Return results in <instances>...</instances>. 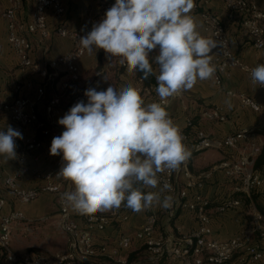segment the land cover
Instances as JSON below:
<instances>
[{
    "label": "built area",
    "instance_id": "2783aa9c",
    "mask_svg": "<svg viewBox=\"0 0 264 264\" xmlns=\"http://www.w3.org/2000/svg\"><path fill=\"white\" fill-rule=\"evenodd\" d=\"M101 2V20L106 11L115 3V0H96ZM226 10V18L229 22H238L250 38L253 49L257 52L264 50V10L255 2L250 0H221ZM22 0H8V7L1 13L2 18L7 23V42L18 57L20 67L35 73L46 81H50L55 74L50 70L63 67L66 73L65 79L60 83L59 90L62 94L74 88L79 79L78 61L84 56L79 44V39L85 36L88 31H70L59 26L55 33L62 38H67L71 42V50L42 66L34 62L31 58L32 44L27 34H38L44 40L50 36L47 22V11L51 10L53 16L59 19L65 13V7L61 0H35L31 20L27 27L18 22L17 12L20 9ZM195 8L192 13L197 12L202 20L203 29L211 37L222 41L223 47H218L214 51L213 63L217 66L214 75V82L217 86L222 84V76L226 75L230 69H240L248 74L250 78L251 67L247 66L237 57L230 48L229 38L225 24L218 16L202 8L200 2L195 0ZM25 29V30H24ZM26 32V33H24ZM139 81L143 83L141 79ZM110 86V85H109ZM109 86L96 88L97 91L106 90ZM113 86V85H112ZM259 86V85H258ZM114 87V86H113ZM156 83L143 85L136 88L141 93L153 94L154 101L158 102L159 97L155 93ZM115 88V87H114ZM264 92V87L259 86ZM16 89H19L18 87ZM84 91L76 94L70 102V108L80 100L87 102ZM227 95L237 97L241 106L249 108L255 112L262 110V105L245 94L240 92L227 91ZM183 92L170 99L167 109L175 100H180ZM46 100L45 88L39 87L35 98L29 99L18 96L9 106L0 105V112L7 110L10 117L17 125L25 128L29 126L39 130L44 138L49 140L45 145L44 140L32 139L21 141L15 138L17 150L19 151V161L21 167L14 175L3 179V187L17 201L28 204L35 200L40 193H48L57 196L59 213L56 222L57 230L67 239V250L65 253L57 255L51 262L43 255H32L22 257V264H79L85 263L98 254L107 255L115 259L116 264H127V259L120 255V251L130 248L134 241L143 243L149 254L148 264H160L163 258H173L181 264H264V216L250 202L247 206L250 215V224L240 229L235 236L226 241H218L209 238L211 234V216L208 213L209 200L202 195V189L213 174L221 171L226 178L234 183V191L240 192L249 197L252 190L264 185V176L254 170L256 157L260 153V146L250 143L243 152L234 157H227L212 165L208 170L192 174L189 170V159L181 166L179 171L161 173V186L164 182L172 185V191L168 194L173 196L172 206L166 209V216L173 219L179 210H186L192 213L197 221V228L189 233L181 232L177 228V233L171 239L163 236L157 231L158 217L152 209L145 210L146 219L139 230L133 234H122L116 245L108 252L106 246H96L93 241L91 229L102 230L111 225L114 221H126L125 207L108 211L107 216L92 215L87 217V228L82 229L74 220V212L62 200L61 196L66 191H71L68 182L63 177L57 175L62 165V156L50 155V146L53 137L59 136L62 130L56 126H46L44 120L37 114V106ZM153 101V102H154ZM60 95L51 97L46 101L45 112L47 117L59 113L61 107ZM203 116L211 122L225 121V115L220 109L205 111ZM192 127L190 120L187 121L185 129ZM184 142L189 139V133L182 131ZM195 141L193 150L199 152L206 149H236L241 141L247 138V132L241 130L225 136L221 140H213L203 130H197L194 134ZM41 150L46 157L54 158V167L47 173L35 172L34 178L38 186L31 189L20 188L18 180L27 169L23 163L28 155ZM176 173L182 177V183L176 180ZM5 200L0 198V249L6 252L7 260L13 262L16 256L10 250L12 239V228L15 222L23 219L20 213L12 212L2 214ZM239 199L224 197L216 205V212L224 214L227 211L239 208ZM258 236V240L255 239ZM238 257V258H237Z\"/></svg>",
    "mask_w": 264,
    "mask_h": 264
},
{
    "label": "clouds",
    "instance_id": "9594fccd",
    "mask_svg": "<svg viewBox=\"0 0 264 264\" xmlns=\"http://www.w3.org/2000/svg\"><path fill=\"white\" fill-rule=\"evenodd\" d=\"M195 6V0H115L79 39L89 55L102 49L110 61L119 58L130 75L154 76L159 101L146 103L131 85L90 87L87 102L78 101L58 120L65 130L53 137L50 155L62 156L57 175L74 188L61 200L74 212L92 216L122 205L136 213L172 206V185L161 186L159 174L179 171L191 151L167 106L198 81L214 77L213 50L223 47L221 40L201 34L191 14ZM250 79L264 87V64L250 70ZM225 103L231 107L230 100ZM15 138L23 137L11 126L0 130L6 162L16 158Z\"/></svg>",
    "mask_w": 264,
    "mask_h": 264
},
{
    "label": "crops",
    "instance_id": "0c3cea01",
    "mask_svg": "<svg viewBox=\"0 0 264 264\" xmlns=\"http://www.w3.org/2000/svg\"><path fill=\"white\" fill-rule=\"evenodd\" d=\"M61 1L65 7V13L61 18L56 19L51 10L47 11V22L50 30L48 38L42 40L38 34L30 35L24 32L28 35L27 37L32 44L30 54L32 60L42 66L47 65L58 56L69 52L72 48L71 42L67 38L59 37L55 33V29L61 26L70 31H88L92 30L95 23L101 21V2L96 0ZM198 1L202 8L218 16L221 22L225 24L230 48L237 57L251 68H254L257 64H264V50L260 52L255 51L251 45L250 38L240 23L229 22L227 20L226 10L221 0ZM250 1L255 2L264 10V0ZM34 4L35 0H22L21 7L17 12V19L24 27H27V24L31 20ZM7 7L8 0H0V105L9 106L18 96L33 100L37 89L44 87L46 100L37 106L38 117L45 121L46 126H56L63 132L65 129L58 123V120L68 112L71 100L79 92L90 87L99 88L109 85H113L117 89L127 85L135 88L146 85L139 81L140 78L137 72L134 75H130L127 72L126 66H122L119 63V58H113L110 61L106 53L101 49L96 52V55H89L86 51L84 56L78 61V81L73 89L62 94L59 86L66 77L63 67L59 66L56 70H50L51 73L54 71L56 74L50 81H46L37 74L20 67L18 57L13 53L7 42V23L1 16V13ZM192 15L196 17L198 24L201 26L199 28L201 34L205 37H211L209 33L204 31L200 15L197 12ZM214 51L215 49L213 50V54ZM156 54H158V48L153 50L150 55ZM149 59L150 63H152L153 57L150 56ZM153 65L155 69L156 65L154 63ZM17 87L19 89H16ZM227 91L240 92L251 97L262 105V110L255 112L241 106L239 99L227 95ZM140 94L146 103L154 101L153 94H145L143 92ZM56 95H60L61 109L59 113L47 117L45 112L46 101ZM226 100L231 101L230 108L225 103ZM212 109H220L225 115V121H208L203 116V113ZM167 111L174 123L179 126L181 132L185 130L188 120L192 123V127L188 130L189 139L187 142H184L191 151L189 170L192 174L208 170L212 165L224 158L237 156L250 143H255L264 148V92L260 90L258 85L251 82L248 74L240 69H230L226 75H223L221 86L215 84L214 78L198 81L191 90L184 91L183 97L180 100H175ZM8 126H11L22 134V139L17 138L21 141L43 139L45 145L49 144V140L44 138L39 130L33 126L23 128L17 125L12 121L10 113L4 110L0 112V130H6ZM197 130L205 131L213 140H221L229 134L245 130L247 138L245 141H241L236 149L218 150L210 148L195 152L193 150V143L195 141L194 134ZM16 153V158L7 162L4 157L0 156V198L5 200L2 214L20 213L23 219L15 222L13 228L24 236L32 237L30 238L32 242L28 244L33 249V251H30L31 254L45 255V257L51 258L49 259L51 262L57 255L63 254L67 250L66 237L61 234L60 241L51 231V227H54L55 231L57 230L56 222L59 213L57 196L40 193L32 202L22 204L5 190L3 179L14 175L22 165L19 161V151L17 148ZM23 166L27 171L18 180L17 185L23 189L35 188L38 186V183L34 178V173L37 171L44 174L51 171L54 167V158L46 157L41 150H38L28 155ZM176 180L182 183V177L178 173H176ZM68 183L70 190H73L74 186L70 181ZM201 192L209 200L208 213L211 216V234L209 238L218 241L229 240L240 229L250 224V215L247 207H239L224 214L216 212L217 202L235 193L234 183L226 178L221 171L213 174ZM152 210L158 217L157 231L163 234V236L168 237V239H171L177 233V228L181 232L189 233L198 226L196 219L189 211L181 209L173 219L169 220L165 214L166 209L156 206ZM108 213V211H102L93 215L107 216ZM124 213L128 217L126 221H114L102 230H97L96 228L90 230L96 246H106L110 253V250L116 245L122 234H133L145 222V211L136 213L125 207ZM87 217V215L76 213L74 220L80 228L88 229ZM33 239L35 240L33 241ZM255 239L258 240V236H255ZM58 243L62 244V248L55 251L53 246H56ZM110 255L98 254L87 262L79 264H116L115 259ZM120 255L127 259V264H148L149 261V254L140 241H134L128 250L120 251ZM160 264H181V262L173 258H163Z\"/></svg>",
    "mask_w": 264,
    "mask_h": 264
},
{
    "label": "trees",
    "instance_id": "16d2710c",
    "mask_svg": "<svg viewBox=\"0 0 264 264\" xmlns=\"http://www.w3.org/2000/svg\"><path fill=\"white\" fill-rule=\"evenodd\" d=\"M154 68V65H153ZM138 77L143 81L144 84L149 85L152 83H155V77L150 76L147 80L142 79V73L137 71ZM190 129V128H189ZM189 129H185V132L189 133ZM254 170L259 172L262 176H264V148L260 147V153L256 157L255 163H254ZM235 192V191H234ZM230 198L239 199L241 201V206L243 208H246L248 204L251 202L254 204L256 209L264 216V185L261 187L254 189L251 191L250 196L247 197L244 194L240 192L232 193ZM16 260L13 262H10L7 260L6 252L3 249H0V264H22L20 259L21 256L15 255Z\"/></svg>",
    "mask_w": 264,
    "mask_h": 264
},
{
    "label": "rangeland",
    "instance_id": "374dc122",
    "mask_svg": "<svg viewBox=\"0 0 264 264\" xmlns=\"http://www.w3.org/2000/svg\"><path fill=\"white\" fill-rule=\"evenodd\" d=\"M51 231L52 233L55 234V237L58 238V240L61 241V234L59 231V233L57 232V230L55 231L54 227L52 228L51 227ZM30 238H32L31 236H24L22 234L19 233V231H16L14 228L12 229V239H11V242H10V250L11 252L14 254V255H18V256H21V257H29V256H32V255H40V254H37V253H34V254H31V250L33 251V249L31 247H29L28 244H30ZM35 239H33L34 241ZM55 251H58L59 249L62 248V244H57L56 246L54 245L53 246ZM45 256V255H43ZM47 257V256H46ZM48 259H51L50 257H47Z\"/></svg>",
    "mask_w": 264,
    "mask_h": 264
}]
</instances>
